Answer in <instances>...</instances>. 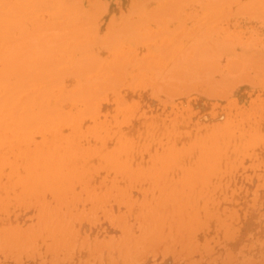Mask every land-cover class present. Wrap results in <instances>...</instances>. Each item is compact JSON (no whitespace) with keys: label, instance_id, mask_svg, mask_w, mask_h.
Returning <instances> with one entry per match:
<instances>
[{"label":"rangeland","instance_id":"rangeland-1","mask_svg":"<svg viewBox=\"0 0 264 264\" xmlns=\"http://www.w3.org/2000/svg\"><path fill=\"white\" fill-rule=\"evenodd\" d=\"M32 1L0 32V264H264V156L232 147L264 132V0Z\"/></svg>","mask_w":264,"mask_h":264},{"label":"bare ground","instance_id":"bare-ground-1","mask_svg":"<svg viewBox=\"0 0 264 264\" xmlns=\"http://www.w3.org/2000/svg\"><path fill=\"white\" fill-rule=\"evenodd\" d=\"M36 1H38V0H36ZM45 1H47V0H45ZM54 1H55V3L53 2V0L51 1V3L53 2L52 7H51V5H50L51 8H53V6H54L55 4H56V7H55V8L58 7V6H57V3H58V2L56 3V1H58V0H54ZM60 1H61V0H60ZM60 1H59V2H60ZM64 1H66V0H64ZM67 1H68V0H67ZM67 1L64 2L62 5H61V4H60V5H61V6L65 5V4L67 3ZM72 1H73V0H72ZM72 1H71V2H72ZM216 1H217V0H216ZM216 1H215V3H216ZM225 1H226V0H225ZM247 1H248V0H247ZM12 2H13V5H12V7H11L10 5H8V3H9L8 0H0V32H1V30H3V29H9L10 32H9V30H8V31L6 30V31H7V33H11V29H10V27H9V24H10V23H8V21H9L8 18H9V16H10V13H9V12H12V11H14V10L17 8L18 10H24V13H26L27 11H26L25 8H27V9H31V12H32V14H33V11H35V10L37 11V7H36V6L39 5V3L36 4V3H35L34 1H32V0H14V1H12ZM41 2H43V1L41 0ZM48 2H50V1H48ZM62 2H63V1H62ZM119 2H120V1H119ZM131 2H132V1H131ZM134 2H135V1H134ZM159 2H160V1H159ZM175 2H178V1H175ZM211 2H212V1H211ZM231 2H233V1L231 0ZM245 2H246V1H245ZM248 2H249V1H248ZM251 2H252V5H253V1H251ZM251 2H250V3H251ZM254 2H255V1H254ZM257 2H258V1H257ZM44 3H45V2H44ZM44 3H43V4H44ZM68 3H70V0L68 1ZM137 3H138V1H137ZM156 3H157V2H156ZM168 3H169V2H168ZM171 3H174V2H171ZM178 3H179V2H178ZM182 3H183V2H182ZM187 3H188V2H187ZM212 3H213V2H212ZM236 3H237V1H236ZM242 3H244V2H242ZM41 4H42V3H41ZM43 4H42V5H43ZM45 4H46V3H45ZM45 4H44V5H45ZM129 4H130V3H129ZM152 4H153V3H152ZM152 4H151V5H152ZM164 4L166 5L167 3H164ZM217 4H219V3H217ZM244 4H245V3H244ZM244 4H243V5H244ZM246 4H248V3L246 2ZM48 5H49V3H48ZM48 5H47V7L50 8ZM58 5H59V4H58ZM60 5H59V7H60V9H61V6H60ZM67 5H68V4H67ZM69 5H71V4H69ZM78 5H79V4H77V7H79V8L81 9L82 6H78ZM81 5H82V4H81ZM153 5H154V4H153ZM169 5H170V3H169ZM229 5H230V4H229ZM240 5H242V4H240ZM260 5H261V2H260ZM73 6H76V5L73 4ZM161 6H163V4H162ZM209 6H211V5H209ZM213 6H214V5H213ZM238 6H239V5H238ZM244 6H245V5H244ZM244 6H243V7H244ZM247 6H249V5H247ZM247 6H245V7L247 8ZM250 6H251V5H250ZM250 6H249V7H250ZM35 7H36V9H35ZM39 7H40V6H39ZM65 7H66V6H64V8H65ZM68 7H69V6H67V9H68ZM153 7H154V6H153ZM173 7H174V5H173ZM182 7H184V6H182ZM182 7H179V8H182ZM230 7H231V6H230ZM230 7H228V8H230ZM245 7H244V8H245ZM261 7H262V9L264 8V6H261ZM64 8H63V9H64ZM70 8H71V6H70ZM72 8H73V7H72ZM72 8H71V9H72ZM125 8H126V7H125ZM148 8H149V7H148ZM204 8H206V7H204ZM212 8H213V7H212ZM217 8H218V7H217ZM244 8H242V9H244ZM246 8H245V9H246ZM43 9H45V8L43 7ZM60 9H59V10H60ZM67 9H66V10H67ZM153 9H154L155 11H156V10L159 11L158 8H157V9L153 8ZM166 9H167V8H166ZM168 9H169V8H168ZM234 9H235V7H234ZM41 10H42V7H41ZM46 10H49V9H46ZM61 10H62V9H61ZM61 10H60V11H57V15H60L59 17H61V14H59V13L61 12ZM66 10L64 9V11H66ZM68 10H69V11H67V12H69V13H68L67 15H69L70 12L72 13V16H74V15L77 14L76 11L73 12V11H70V9H68ZM118 10H119V9H118ZM173 10H174V9H173ZM176 10H177V9H176ZM176 10H175V11H176ZM235 10H236V9H235ZM239 10H240V9H239ZM252 10H253V9H252ZM255 10H256V9H255ZM260 10H261V8H260ZM260 10H259L258 12H260ZM43 11H44V10H43ZM55 11H56V9H55ZM83 11H84V10H83ZM151 11L154 13L153 10H151ZM151 11H150V12H151ZM157 11H156L155 15L157 14ZM160 11H161V10H160ZM163 11H164V10H163ZM178 11H179V10H178ZM228 11H229V10H228ZM236 11H237V10H236ZM31 12H30V14H31ZM58 12H59V13H58ZM85 12H86V11H85ZM87 12H88V11H87ZM87 12H86V14H87ZM93 12H94V11H92V13H93ZM98 12H99V11H98ZM145 12L147 13V11H145ZM150 12H149V14H150ZM152 12H151V13H152ZM166 12H167V11H166ZM176 12H177V11H176ZM212 12H214V11H212ZM215 12H216V10H215ZM215 12H214V15L217 16V14H215ZM27 13H28V12H27ZM27 13H26V16H28ZM47 13H50V12H47ZM53 13H56V12H53ZM62 13H63V10H62ZM73 13H74V15H73ZM78 13H80V12H78ZM83 13H84V12H83ZM100 13H101V12H100ZM153 13L150 14V15H153V16H154V19H155L156 16H155ZM167 13H168V12H167ZM174 13H175V12H174ZM226 13H227V11H226ZM252 13H253V12H252ZM21 14H22V13H21ZM119 14H120V13H119ZM121 14H122V13H121ZM171 14H172V13H171ZM233 14H234V12H233ZM236 14H237V13H236ZM236 14H235V15H236ZM247 14H248V13H247ZM16 15H17V14H16ZM53 15H54V14H52V17H53ZM79 15H80V14H78V16H79ZM142 15H143V14H142ZM178 15H179V14H178ZM178 15H177V16H178ZM237 15H238V14H237ZM237 15H236V16H237ZM256 15H257V14H256ZM23 16H24V15H23ZM45 16L47 17V15H45ZM48 16H49V15H48ZM65 16H66V14L64 15V17H65ZM70 16H71V14H70ZM84 16H85V15H82V17H84ZM117 16H118V15H117ZM135 16H137V15H135ZM146 16H147V15H146ZM148 16H149V15H148ZM159 16H162V15H159ZM159 16H158V17H159ZM171 16H173V15H171ZM177 16H176V17H177ZM185 16H186V15H185ZM21 17H22V16H21ZM24 17H25V16H24ZM46 17H45V18H46ZM56 17H57V16H56ZM59 17H57V18H59ZM64 17H63V20H64ZM68 17H69V16H68ZM76 17H77V16H76ZM86 17H87V16H86ZM86 17H85V18H86ZM131 17H132V16H131ZM174 17H175V16H174ZM186 17H187V16H186ZM27 18H28V17H27ZM66 18H67V17H66ZM74 18H75V17H74ZM77 18H78V17H77ZM77 18H76V19H77ZM88 18H89V16H88ZM94 18H95V16H94L92 19H94ZM96 18H97V17H96ZM118 18H119V17H118ZM134 18H135V17H134ZM136 18H137V17H136ZM142 18H143V17H142ZM164 18H165V17H164ZM212 18H214V16L211 17L210 19H212ZM216 18H217V17H216ZM261 18H262V17H261ZM24 19H25V18H24ZM36 19H37V18H36ZM51 19H52V18H51ZM54 19H55V16H54ZM54 19H53V20H54ZM70 19H71V17H70ZM70 19L67 18L68 22H69ZM76 19H75V21H76ZM151 19H152V18H151ZM151 19H150V20H151ZM181 19H182V18H181ZM181 19H180V20H181ZM184 19H185V18H184ZM7 20H8V21H7ZM10 20H11V19H10ZM16 20H17V19H16ZM44 20L46 21L47 19H44ZM53 20H51V22H52ZM90 20H91V18H90ZM120 20H121V19H120ZM148 20H149V19H148ZM155 20H156V19H155ZM167 20H168V19H167ZM208 20H209V19H208ZM208 20H207V21H208ZM17 21H18V20H17ZM42 21H43V20H42ZM47 21H48V20H47ZM49 21H50V20H49ZM54 21H55V20H54ZM79 21H81V19H79ZM86 21H87V20H86ZM151 21H153V20H151ZM151 21H150V22H151ZM164 21H165V19H164ZM186 21H187V20H186ZM22 22H23V21H22ZM33 22H34V21H33ZM43 22H44V21H43ZM51 22H49V23H51ZM60 22H62V20H60ZM70 22H71V21H70ZM76 22H78V21H76ZM87 22H88V21H87ZM92 22H93V21H92ZM100 22H101V21H100ZM121 22H122V20H121ZM154 22H155V21H154ZM154 22H153V24H156L157 20H156L155 23H154ZM183 22H184V21H183ZM208 22H209V21H208ZM41 23H42V22H41ZM46 23H47V22H46ZM73 23H74V22H73ZM83 23H84V22H83ZM90 23H91V21H90ZM90 23H89V24H90ZM108 23H109V22H108ZM159 23H160V22H159ZM163 23H164V22H163ZM24 24H26V23H24ZM31 24H32V23H31ZM60 24H61V23H60ZM60 24H58V25H60ZM63 24H64V22H63ZM66 24H67V23H66ZM75 24H76V23H75ZM77 24H79V23H77ZM84 24H85V23H84ZM87 24H88V23H87ZM109 24H110V23H109ZM120 24H121V23H120ZM165 24H166V23H165ZM177 24H178V23H177ZM11 25H12V24H11ZM11 25H10V26H11ZM22 25H23V24H22ZM53 25H54V24H53ZM58 25H57V28H58V30H59ZM68 25H69V24H68ZM81 25H82V24H81ZM95 25H96V24H95ZM26 26H29V25L26 24L25 27H26ZM41 26H42V25H41ZM45 26H46V25H45ZM45 26H44V27H45ZM51 26H52V25H51ZM60 26H62V25H60ZM66 26H67V25H66ZM76 26H77V25H75L74 28H76ZM78 26H79V27H82V26H80V25H78ZM89 26H90V25H89ZM92 26H93V25H92ZM107 26H108V25H107ZM163 26H164V25H163ZM172 26H174V25H172ZM177 26H178V25H177ZM12 27H16V26H12ZM12 27H11V28H12ZM19 27H20V26H18L17 28H19ZM25 27H24V28H25ZM39 27H40V26H39ZM39 27H38V28H39ZM46 27H47V26H46ZM72 27H73V26H72ZM158 27H159V26H158ZM182 27H183V26H182ZM214 27H215V26H214ZM217 27H218V26H217ZM38 28H37V29H38ZM40 28H41V27H40ZM61 28H62V27H61ZM86 28H87V27H86ZM88 28H89V27H88ZM104 28H105V27H104ZM109 28H110V27H109ZM166 28H167V27H166ZM166 28H165V30H166ZM226 28H227V27H226ZM239 28H240V27H239ZM19 29H20V28H19ZM19 29H18V30H19ZM26 29H27V27H26ZM32 29H33V28H32ZM62 29L65 30L64 28H62ZM67 29L69 30L70 28L67 27ZM72 29H73V28H72ZM77 29H78V28H77ZM90 29H91V28H90ZM93 29H94V28H93ZM96 29H97V28H96ZM106 29H107V28H106ZM141 29H142V28H141ZM146 29H147V27H146ZM167 29H168V28H167ZM172 29H174V28L172 27ZM185 29H186V28H185ZM192 29H193V28H192ZM195 29H196V28H195ZM206 29H207V28H206ZM212 29H213V28H212ZM224 29H225V28H224ZM27 30H28V29H27ZM33 30H34V29H33ZM33 30H32V31H33ZM50 30H51V29H50ZM50 30H49V29L47 30V35H48V31H50ZM52 30H54V28H53ZM55 30H57V29H55ZM73 30H74V29H73ZM81 30H82V29H81ZM83 30H85V29H83ZM94 30H95V29H94ZM179 30H180V29H179ZM179 30H178V31H179ZM209 30H210V29H209ZM4 31H5V30H4ZM13 31H14V29H13ZM13 31H12L11 34H13ZM22 31H23V30H22ZM41 31H42V30H41ZM41 31H40V32H41ZM59 31H60V30H59ZM159 31H160V30H159ZM159 31H158V32H159ZM183 31H185V30H183ZM191 31H194V30H191ZM240 31H241V30H239V32H240ZM242 31H243V30H242ZM15 32H16V31H15ZM19 32H20V31H19ZM34 32H35V31H34ZM40 32H39V33H40ZM44 32H45V36H47V35H46V31H43V34H44ZM69 32H70V31H69ZM83 32H84V31H83ZM94 32H96V31H94ZM257 32H258V31H257ZM3 33H4V32H3ZM30 33H31V32H30ZM49 33H50V32H49ZM51 33H53V32H51ZM55 33H56V32H55ZM63 33H65V32H63ZM79 33H81V32H79ZM182 33H183V32H182ZM182 33H181V34H182ZM188 33H189V32H188ZM208 33H209V32H208ZM5 34H6V33H5ZM36 34H37V33H36ZM53 34H54V33H53ZM61 34H62V33H61ZM66 34H67V30H66ZM66 34H65V35H66ZM81 34H82V33H81ZM106 34H107V33H106ZM149 34H150V33H149ZM153 34H154V32H153ZM155 34H156V33H155ZM181 34H180V35H181ZM37 35H38V34H37ZM49 35H50V34H49ZM51 35H52V34H51ZM57 35H58V33H57ZM57 35L54 34V36H57ZM65 35H63V36H65ZM67 35H68V34H67ZM74 35H75V34H74ZM79 35H80V34H79ZM175 35H176V34H175ZM5 36H6V35H5ZM9 36H10V35H9ZM14 36H15V33H14ZM20 36H21V35H20ZM42 36H44V35H42ZM52 36H53V35H52ZM58 36H59V35H58ZM60 36H61V35H60ZM63 36H61V38H63ZM77 36H78V35H77ZM77 36H75V37H77ZM81 36H82V35H81ZM172 36H173V35H172ZM1 37H2V36H1ZM1 37H0V39H1ZM11 37H12V36H11ZM23 37H24V36H23ZM23 37H22V38H23ZM32 37H33V35H32ZM37 37H38V36H37ZM48 37H49V36H48ZM68 37H69V36H68ZM68 37H66V38H68ZM178 37H179V35H178ZM181 37H182V35H181ZM241 37H242V36H241ZM6 38H7V37H6ZM8 38H9V37H8ZM13 38H14V37H13ZM19 38H21V37H19ZM38 38H39V37H38ZM38 38H37V39H38ZM41 38H42V37H41ZM41 38H40V39H41ZM57 38H59V37H57ZM188 38H189V40H191L190 37H188ZM192 38H193V37H192ZM248 38H249V37H248ZM15 39H18V38H15ZM24 39H25V38H24ZM35 39H36V38H35ZM44 39H45V37H44ZM44 39H43V41H44ZM46 39H47V37H46ZM71 39H72V38H71ZM76 39H77V38H76ZM76 39H74V40H76ZM83 39H84V38H83ZM85 39H86V38H85ZM165 39H166V38H165ZM165 39H164V40H165ZM176 39H177V38H176ZM182 39H183V38H182ZM186 39H187V38H186ZM242 39H243V38H242ZM245 39H246V38H245ZM26 40H27V39H26ZM63 40H64V39H63ZM77 40H78V39H77ZM167 40H168V39H167ZM170 40H171V39H170ZM189 40H188V41H189ZM1 41H2V40H1ZM8 41H9V40H8ZM8 41H6V42L8 43ZM12 41H13V39H12ZM23 41H25V40H23ZM43 41H42V42H43ZM122 41H123V40H122ZM122 41H121V42H122ZM171 41H172V40H171ZM175 41H176V40H175ZM182 41H183V40H182ZM20 42H21V41H20ZM25 42H26V41H25ZM65 42H66V41H65ZM65 42H64V43H65ZM70 42H71V41H70ZM89 42H90V41H89ZM166 42H167V41H166ZM184 42H185V41H184ZM189 42H190V41H189ZM13 43L15 44L14 41H13ZM40 43H41V42H40ZM75 43H76V41H75ZM78 43H79V42H78ZM4 44H6V43L4 42ZM61 44H62V43H61ZM68 44H69V43H68ZM149 44H150V43H149ZM149 44H148V45H149ZM166 44H168V43H166ZM187 44H188V43H187ZM1 45H2V44H1ZM6 45H7V44H6ZM22 45H23V44H22ZM37 45H38V44H37ZM42 45H44V44L42 43L40 46L38 45L39 48H40ZM66 45H67V44H66ZM2 46H4V45H2ZM8 46H9V45H8ZM19 46H20V45H19ZM29 46H31V45H29ZM69 46H70V45H69ZM143 46H144V45H143ZM168 46H169V45H168ZM168 46H167V47H168ZM0 47H1V46H0ZM33 47H34V45H33ZM8 48H9V47H8ZM19 48H20V47H18L17 50H18ZM22 48H23V47H22ZM22 48H21V49H22ZM41 48H44V47H41ZM41 48H40V49H41ZM60 48H61V47H60ZM64 48H65V46H64ZM68 48H69V47H68ZM128 48H129V47H128ZM3 49H4V47H3ZM14 49H15V48H14ZM56 49H57V48H55V50H56ZM130 49H131V48H130ZM140 49H141V48H140ZM144 49H145V48H144ZM148 49H149V48H148ZM174 49H175V48H174ZM6 50H7V49H6ZM6 50H5V51H6ZM17 50H16V51H17ZM42 50L44 51V49H42ZM42 50H41V51H42ZM46 50H47V49H46ZM50 50H51V49H50ZM53 50H54V48H53ZM56 51H57V50H56ZM124 51H125V50H124ZM174 51H175V50H174ZM0 52H1V50H0ZM10 52H11V51H10ZM177 52H178V51H177ZM4 53H5V52H4ZM34 53H35V52H34ZM50 53H51V52H50ZM50 53H49V54H50ZM52 53H53V52H52ZM123 53H124V52H123ZM35 54H36V53H35ZM133 54H134V53H133ZM171 54H172V53H171ZM176 54H177V53H176ZM117 55H118V54H117ZM117 55H116V56H117ZM121 55H122V54H121ZM153 55H154V54H153ZM139 56H140V55H138V57H139ZM171 56H172V55H171ZM119 57H120V55H119ZM119 57H118V58H119ZM130 57H131V56H130ZM149 57H150V56H149ZM116 58H117V57H116ZM153 58H154V57H153ZM162 58H163V57H162ZM172 58H173V57H172ZM135 59H136V58H135ZM145 59H146V58H145ZM109 60H110V59H109ZM125 60H126V59H125ZM136 60H137V59H136ZM162 60H163V59H162ZM230 60H231V59H229V61H230ZM150 61H151V60H150ZM234 61H235V60H234ZM234 61H233L232 63H234ZM236 61H237V60H236ZM31 62H32V61H31ZM34 62H35V61H34ZM230 62H231V61H230ZM35 63H36V62H35ZM129 63H130V62H129ZM157 63H158V61H157ZM169 63H170V62H169ZM238 63H239V61H238ZM84 64H85V63H84ZM154 64H155V63H154ZM225 64L227 65V63H225ZM225 64H224V65H225ZM229 64H230V63H229ZM108 65H109V64H108ZM157 65H158V64H157ZM166 65H167V64H166ZM168 65H169V64H168ZM252 65H253V64H252ZM130 66H131V65H130ZM153 66H154V65H153ZM228 66H229V65H228ZM228 66H227V67H228ZM233 66H234V64H233ZM237 66H238V65H237ZM239 66H240V65H239ZM239 66H238V67H239ZM64 67H66V65H65ZM146 67H147V65H146ZM166 67H167V66H166ZM235 67H236V65H235L234 67H230V66H229V68H231V69H232V68H235ZM238 67H237V68H238ZM59 68H60V67H59ZM61 68H62V67H61ZM101 68H102V67H101ZM147 68H148V67H147ZM229 68H228V69H229ZM237 68H236V69H237ZM62 69H63V68H62ZM98 69H99V68H98ZM129 69H130V68H129ZM228 69H227V70H228ZM237 70H238V69H237ZM237 70H235V72H236ZM118 71H119V70H118ZM95 72H96V71H95ZM105 72H106V71H105ZM105 72H104V73H105ZM232 72H233V70H232ZM101 73H102V72H101ZM150 73H151V72H150ZM121 74H122V73H121ZM136 74H137V73H136ZM94 75H95V74H94ZM111 75H113V74H111ZM164 75H165V74H164ZM175 75H176V74H175ZM98 76H99V75H98ZM100 76H101V74H100ZM106 76H107V75H105V78H106ZM130 76H131V74H130ZM140 76H141V73H140ZM150 76H151V74H150ZM192 76H193V75H192ZM121 77H122V76H121ZM98 78H99V77H98ZM140 78H141V77H140ZM140 78H139V79H140ZM146 78H147V77H146ZM185 78H186V77H185ZM129 79H130V78H129ZM121 80H122V79H121ZM140 80H141V79H140ZM150 84H151V83H150ZM150 84H149V85H150ZM138 85H139V84H138ZM154 85H155V83H154ZM180 85H181V84H180ZM36 86H37V85H36ZM40 86H41V84H40ZM69 87H70V86H69ZM129 87H130V85H129ZM131 87H132V86H131ZM131 87H130V88H131ZM144 87H145V86H144ZM33 88H34V87H33ZM61 88H62V87H61ZM135 88H136V87H135ZM140 88H141V87H140ZM192 88H193V87H192ZM194 88H195V86H194ZM69 89H70V88H69ZM124 89H125V87H124ZM126 89H128V88H126ZM137 89H138V88H137ZM145 89H146V88H145ZM149 89H150V88H149ZM152 89H153V88H152ZM35 90H36V89H35ZM35 90H34V91H35ZM121 90H122V89H121ZM128 90H129V89H128ZM56 91H57V90H56ZM134 91H135V90H134ZM144 91H145V90H144ZM144 91H143V92H144ZM146 91H147V89H146ZM146 91H145V92H146ZM151 91H152V90H151ZM165 91H166V90H165ZM171 91H172V90H171ZM138 92H139V91H138ZM91 93H93V92H91ZM184 93H185V92H184ZM54 94H55V93H54ZM105 94H106V93H105ZM117 94H118V93H117ZM145 94H146V93H145ZM176 94H177V93H176ZM185 94H186V93H185ZM110 95H111V94H110ZM114 95H116V94H114ZM120 95H121V94H120ZM122 95H123V94H122ZM124 95H125V94H124ZM179 95H180V93H179ZM112 96H113V95H112ZM149 96H150V95H149ZM170 96H171V95H170ZM177 96H178V94H177ZM211 96H212V95H211ZM214 96H215V95H214ZM214 96H213V97H214ZM221 96H222V95H221ZM117 97H118V96H116V98H117ZM136 97H137V96H136ZM140 97H141V96H140ZM100 99H101V98H100ZM105 99H106V98H105ZM105 99H104V100H105ZM137 99H138V98H137ZM159 99H160V98H159ZM47 100H49V98H48ZM119 100H120V99H119ZM124 100H125V99H124ZM163 100H164V99H163ZM75 101H77V100H75ZM92 101H93V100H92ZM106 101H107V100H106ZM113 101H114V100H113ZM113 101H112V102H113ZM133 101H134V100H132V103H134ZM135 101H136V100H135ZM175 101H176V100H175ZM20 102H21V101H20ZM89 102L92 103L91 100H90ZM97 102H98V101H97ZM112 102H111V104H112ZM119 102H120V101H119ZM128 102H129V101H128ZM178 102H179V101H178ZM7 103H8V102H7ZM76 103H77V102H76ZM114 103H115V101H114ZM106 104H107V103H106ZM125 104H126V103H125ZM24 105H25V104H24ZM98 105H99V104H98ZM103 105H104V104H103ZM132 105H134V104H132ZM137 105H138V104H137ZM86 106H87V105H86ZM94 106H95V105H94ZM117 106H118V105H117ZM121 106H122V104H121ZM121 106H120V107H121ZM134 106H135V105H134ZM73 107H74V106H73ZM92 107H93V106H92ZM95 108H96V107H95ZM134 108H135V107H134ZM134 108H133V109H134ZM72 109H73V108H72ZM85 109H86V108H85ZM135 109H136V108H135ZM60 110H61V109H60ZM60 110H58V111L60 112ZM92 110H93V108H92ZM124 110H125V109H124ZM2 111H3V110H2ZM63 111H64V110H63ZM66 111H67V110H66ZM130 111H131V110H130ZM132 111H133V110H132ZM67 112H69V111H67ZM70 112H71V111H70ZM119 112H120V110H119ZM119 112H118V113H119ZM135 112H136V111H134V114H135ZM60 113H61V112H60ZM65 113H66V112H65ZM123 113H124V111H123ZM66 114H67V113H66ZM79 114H80V113H79ZM113 114H114V112H113ZM125 114H127V113H125ZM138 114H139V113H138ZM58 115H59V114H58ZM116 115H117V114H116ZM56 116H57V115H56ZM63 116H64V115H63ZM73 116H74V115H73ZM91 116H92V115H91ZM111 116H112V115H111ZM124 116H125V115H124ZM49 117L51 118L50 115H49ZM59 117H60V116H59ZM93 117H94V116H93ZM103 117H105V115H103ZM118 117H119V116H118ZM65 118H66V117H65ZM68 118H69V117H68ZM59 119H60V118H59ZM84 119H85V117H84ZM84 119H83V121L86 123V121H85ZM94 119H95V118H94ZM125 119H126V118H125ZM134 119H135V118H134ZM72 120H73V119H72ZM105 120H106V119H105ZM119 120H120V118H119ZM26 121H27V119H26ZM59 121H60V120H59ZM81 121H82V120H81ZM108 121H109V120H108ZM108 121H107V122H108ZM112 121H113V119H112ZM230 121H231V120H230ZM230 121H229V122H230ZM72 122H73V121H72ZM75 122H76V121H75ZM75 122H74V123H75ZM93 122H94V121H93ZM99 122H100V121H99ZM99 122H98V123H99ZM104 122H105V121H104ZM104 122H103V123H104ZM107 122H106V124H107ZM149 122H150V120H149ZM90 123H91V122H90ZM76 124H77V123H76ZM80 124H81V123H80ZM123 124H124V123H123ZM127 124H128V123H127ZM9 125H10V122L7 124V126H9ZM57 125H58V124H57ZM60 125H61V124H60ZM89 125H91V127H92L93 124H88V126H89ZM139 125H140V124H139ZM180 125H181V124H180ZM7 126H6V127H7ZM62 126H63V125H62ZM84 126H85V124H84ZM133 126H134V125H133ZM144 126H145V125H144ZM144 126H143V127H144ZM148 126H149V125H148ZM171 126H172V125H171ZM103 127H104V126H103ZM107 127H108V126H107ZM138 127H139V126H138ZM37 128H38V127H37ZM51 128H52V127H51ZM56 128H57V127H56ZM65 128H66V127H65ZM100 128H101V126H100ZM182 128H183V127H182ZM4 129H5V128H4ZM11 129H12V128H11ZM44 129H45V128H44ZM57 129H58V128H57ZM62 129H63V128H62ZM87 129H88V127H87ZM115 129H117V128H115ZM53 130H54V129H53ZM73 130H74V129H73ZM73 130H72V131H73ZM100 130H101V129H100ZM102 130H103V129H102ZM143 130H144V129H143ZM166 130H167V128H166ZM166 130H165V132H166ZM33 131H34V130H33ZM41 131H42V128H41ZM49 131H50V130H49ZM56 131H57V130H56ZM66 131L68 132V129H67ZM74 131H75V130H74ZM90 131H92V130L90 129ZM96 131H97V133H98V130H96ZM136 131H137V128H136ZM172 131H173V130H172ZM5 132H7V130H6ZM29 132H30V130H29ZM34 132H35V131H34ZM34 132H33V133H34ZM37 132H38V131H37ZM69 132H70V131H69ZM69 132H68V134H69ZM94 132H95V131H94ZM99 132H100V131H99ZM102 132H103V131H102ZM138 132H139V131H138ZM167 132H168V131H167ZM9 133H10V131H9ZM59 133H61V132H59ZM76 133H77V132H76ZM80 133H82V132H80ZM90 133H91V132H90ZM97 133H96V134H97ZM104 133H105V132H104ZM152 133H153V132H152ZM160 133L162 134V131H161ZM34 134H35V133H34ZM41 134H43V133L41 132ZM44 134H45V132H44ZM46 134H47V133H46ZM66 134H67V133H65V135H66ZM84 134H85V133H84ZM86 134H87V131H86ZM6 135H7V134H6ZM31 135H32V134H31ZM31 135H30V136L28 135V136L30 137L29 139H31ZM35 135H36V134H35ZM47 135H48V134H47ZM60 135H61V134H59V136H60ZM63 135H64V134H63ZM79 135H80V134H79ZM99 135H100V134H99ZM7 136H8V135H7ZM19 136H20V135H19ZM39 136H40V135H39ZM61 136H62V135H61ZM66 136H67V135H66ZM69 136H70V134H69ZM72 136H73V135H72ZM75 136H76V135H75ZM155 136H156V135H155ZM160 136L162 137V135H160ZM160 136H159V139H157L159 143H160V141H161ZM20 137H21V136H20ZM70 137H71V136H70ZM76 137H77V136H76ZM78 137H79V136H78ZM84 137H85V136H84ZM91 137H92V135H91ZM117 137H118V136H117ZM119 137H120V136H119ZM126 137H127V136H126ZM143 137H144V136H143ZM5 138H6V137H5ZM18 138H19V137H18ZM88 138H89V135H88ZM137 138H138V137H137ZM172 138H173V137H172ZM23 139H24V138H23ZM37 139H38V138H37ZM39 139H40V138H39ZM56 139H57V138H56ZM62 139H63V138H62ZM123 139H124V138H123ZM142 139H143V138H142ZM41 140H42V139H41ZM44 140H45V139H44ZM51 140H52V139H51ZM59 140H61V139H59ZM74 140H77V139H74ZM87 140H88V139H87ZM90 140L92 141V139H90ZM128 140H129V139H128ZM157 140H156V142H157ZM159 140H160V141H159ZM166 140H167V138L165 139V141H166ZM235 140H236L235 142H234V141L232 142V147H233V148H238V149H239V153L236 154V156L240 155L241 157H243V158H240V159H242V160H243V159H247V160H248V159H250L253 155H255V156L257 155L256 158H255V156H253L254 159L260 160V159H261L260 155L264 156V148H263V143H264V132H263V130L259 129V126L254 125L253 127L249 128V129L247 130L246 133H239L238 137H237ZM23 141H24V140H23ZM26 141H27V140H26ZM42 141H43V140H42ZM47 141H48V140H47ZM69 141H70V139H69ZM80 141H81V139H80ZM105 141H106V140H105ZM112 141H113V140H112ZM120 141H121V140H120ZM125 141H126V139H125ZM131 141H132V140H131ZM37 142H38V141H37ZM71 142H72V141H71ZM76 142H77V141H76ZM85 142H86V141H85ZM127 142H128V141H127ZM145 142H146V140H145ZM161 142H162V141H161ZM17 143H18V141H17ZM27 143H28V142H27ZM31 143H32V141H31ZM50 143H51V142H50ZM50 143H49V144H50ZM55 143H56V142H55ZM63 143H64V142H63ZM63 143H61V144H63ZM83 143H84V142H83ZM172 143H173V142L171 141V144H172ZM208 143H209V142H208ZM24 144H25V142H24ZM29 144H30V143H29ZM38 144H40V143H38ZM38 144H37V145H38ZM68 144H69V143H68ZM84 144H86V143H84ZM119 144H120V142H119ZM171 144H170V145H171ZM43 145H44V144H43ZM46 145H48V144H46ZM53 145H54V144H53ZM64 145H66V144L64 143ZM121 145H122V142H121L120 146H121ZM130 145H132V144L130 143ZM170 145H169V146H170ZM49 146H50V145H49ZM71 146H72V145H71ZM156 146H157V145H156ZM156 146H155L154 148H156ZM216 146H217V145H216ZM0 147H1V146H0ZM13 147H14V146H13ZM18 147H19V146H18ZM21 147H22V146H21ZM31 147H32V146H31ZM123 147H124V146H123ZM126 147H127V146H126ZM16 148H17V147H16ZM35 148H36V147H35ZM51 148H52V147H51ZM59 148H61V146H60ZM67 148H69V147H67ZM121 148H122V146H121ZM124 148H125V147H124ZM146 148H147V147H146ZM167 148H168V147H167ZM17 149H19V148H17ZM71 149H72V148H71ZM75 149H76V148H75ZM80 149H81V148H80ZM115 149H116V147H115ZM118 149H120V148H118ZM126 149H127V148H126ZM10 150H11V149H10ZM10 150H9V151H10ZM22 150H23V149H22ZM34 150H35V149H34ZM34 150H33V151H34ZM66 150H67V149H66ZM122 150H123V149H122ZM142 150H143V148H142ZM151 150H154V149L152 148ZM209 150H210V149H209ZM27 151H28V150H27ZM30 151H31V150H30ZM58 151H59V150H58ZM58 151H57V153H58ZM64 151H65V150H64ZM112 151H113V150H112ZM126 151H127V150H126ZM19 152H20V149H19ZM35 152H37V150H35ZM41 152H42V151H41ZM44 152H45V151H44ZM86 152H87V151H86ZM108 152H109V151H108ZM113 152H114V151H113ZM117 152H118V150H117ZM159 152H160V151H159ZM31 153H32V152H30V154H31ZM46 153H47V152H46ZM74 153H75V152H74ZM115 153H116V152H115ZM123 153H124V152H123ZM126 153H127V152H126ZM130 153H131V152H130ZM16 154H17V153H16ZM104 154H105V153H104ZM113 154H114V153H113ZM117 154H118V153H117ZM120 154H122V153L120 152L119 155H120ZM124 154H125V153H124ZM124 154H123V155H124ZM134 154H135V153H134ZM158 154H159V153H158ZM179 154H180V153H179ZM14 155H15V154H14ZM14 155H13V156H14ZM37 155H38V154H37ZM37 155H36V156H37ZM45 155H46V154H45ZM48 155H49V154H48ZM48 155H46V156H48ZM64 155H65V152H64ZM129 155L131 156V154H129ZM140 155H141V154H140ZM34 156H35V155H34ZM42 156L44 157V154H43ZM69 156H70V155H69ZM69 156H68V158H69ZM72 156H73V155H72ZM86 156H87V155H86ZM113 156H114V155H113ZM158 156H159V155H158ZM175 156H176V154H175ZM27 157H28V156H27ZM79 157H80V156H79ZM102 157H103V156H102ZM117 157H118V156H117ZM11 158H12V157H10V158L8 159V161H9ZM21 158H22V157H21ZM28 158H30V156H29ZM33 158H34V157H33ZM66 158H67V156H66ZM81 158H82V157H81ZM86 158H87V157H86ZM98 158H99V157H98ZM114 158L116 159V157H114ZM114 158H113V159H114ZM123 158H124V157H123ZM123 158H122V159H123ZM128 158H129V157H128ZM14 159H15V158H14ZM23 159H24V156H23ZM82 159H83V158H82ZM113 159H112V160H113ZM117 159H118V158H117ZM120 159H121V158H120ZM131 159H132V157H131ZM131 159H129V160H131ZM145 159H146V158H145ZM254 159H252V160H254ZM11 160H12V159H11ZM63 160H65V159H63ZM118 160H119V159H118ZM118 160H117V162L120 161V160H119V161H118ZM138 160H139V159H138ZM154 160H155V159H154ZM18 161H19V160H18ZM21 161H22V160H21ZM23 161H26V160H23ZM23 161H22V163H23ZM52 161H54V160H52ZM99 161H100V159H99ZM125 161H126V159H125ZM170 161H171V158H170ZM14 162H15V161H14ZM42 162H44V160H43ZM95 162H96V161H95ZM117 162H116V163H117ZM123 162H124V161H123ZM8 163H9V162H8ZM17 163H18V162H17ZM30 163H31V162H30ZM35 163H36V162H35ZM78 163H79V162H78ZM96 163H97V162H96ZM96 163H95V164H96ZM113 163H114V162H113ZM113 163H112V164H113ZM144 163H145V161H144ZM244 163H245V162H244ZM27 164H28V163H27ZM41 164H42V163H41ZM41 164H40V165H41ZM52 164H53V163H52ZM88 164H89V163H87V165H88ZM98 164H99V166H100V163H98ZM108 164H109V163H108ZM119 164H120V163H119ZM170 164H171V163H170ZM20 165H21V164H20ZM22 165H23V164H22ZM116 165H117V164H116ZM116 165H115V166H116ZM121 165H123V163H122ZM134 165H135V164H134ZM7 166H8V165H7ZM41 166H42V165H41ZM43 166H44V165H43ZM43 166H42V167H43ZM51 166H52V165H51ZM96 166H97V164H96ZM96 166H95V167H96ZM99 166H98V168H99ZM110 166H111V164L109 165V167H110ZM112 166H113V165H112ZM144 166H145V165H144ZM0 167H1V166H0ZM13 167H14V166H13ZM17 167H18V166H17ZM17 167H16V168H17ZM25 167H26V166H25ZM37 167H39V166H37ZM52 167H54V166H52ZM52 167H49V168H52ZM55 167H56V166H55ZM79 167H80V166H79ZM113 167H114V166H113ZM119 167H120V166H119ZM133 167H135V166H133ZM32 168H33V167H32ZM43 168H44V167H43ZM47 168H48V167H47ZM84 168H85V167H84ZM84 168H83V169H84ZM98 168H97V169H98ZM114 168H115V167H114ZM114 168H112V170H113ZM6 169H8V167H7ZM55 169H56V168H55ZM97 169H96V170H97ZM108 169H109V168H108ZM0 170H1V169H0ZM39 170H40V169H39ZM41 170H42L41 172H44V169H41ZM104 170H105V169H104ZM109 170H110V169H109ZM109 170H108V171H109ZM118 170H119L120 173H122V172L120 171V169H118ZM121 170H123V168H121ZM129 170H130V169H129ZM133 170H134V168H133ZM7 171H8V170H6V172H7ZM12 171H13V170H12ZM31 171H32V170H31ZM37 171H38V170H37ZM50 171H51V169H50ZM50 171H48V172H50ZM99 171H100V170H99ZM108 171H107V173H108ZM17 172H18V171H16V173H17ZM20 172H21V170H20ZM53 172H54V170H53ZM59 172H60V171H59ZM113 172H114V170H113ZM113 172H112V174H113ZM10 173H11V171H10ZM10 173H9V174H10ZM32 173H33V172H32ZM44 173H47V172H44ZM54 173H55V172H54ZM54 173H53V175H54ZM97 173H98V172H97ZM99 173H101V171H100ZM115 173H117V171H116ZM115 173H114V174H115ZM26 174H27V173H26ZM26 174H25V175H26ZM38 174H39V172H38ZM41 174H42V173H41ZM50 174H51V173H50ZM101 174H103V172H102ZM101 174H99V176H100ZM112 174H111V175H112ZM117 174H118V173H117ZM117 174H115V175H117ZM23 175H24V174H23ZM32 175H33V174H32ZM36 175H37V174H36ZM43 175H44V174H43ZM43 175H42V177H44ZM53 175H52V176H53ZM56 175H57V174H56ZM86 175H87V174H86ZM107 175H108V174H107ZM111 175H110V177H111ZM1 176H2V175H1ZM5 176H6V174H5ZM38 176H39V175H38ZM38 176H36V177H38ZM46 176H47V175H46ZM58 176H59V175H58ZM101 176H104V174L101 175ZM101 176H100V177H101ZM21 177H23V176H21ZM33 177H35V176H33ZM73 177H74V176H73ZM2 178H4V177H2ZM15 178H16V177H15ZM24 178H27V176H26V177L24 176L23 178H21V179H23V182H22V183H24V184L26 185L25 181H26L28 178L25 179V181H24ZM44 178H45V177H44ZM52 178H53V177H52ZM52 178H50V179H51V182H52V180H53L55 177H54L53 179H52ZM78 178H79V177H78ZM17 179H18V178H17ZM21 179H19L20 182H19V181H16V182L21 183ZM35 179H36V178H35ZM35 179H34V178H33V179L30 178V181H28V182H30V185H32V184H34V183L36 182V181H35V182L33 183V182L31 181V180H35ZM40 179H41V178H40ZM79 179H80V178H79ZM103 179H104V177L102 178V180H103ZM28 180H29V179H28ZM48 180H49V179H48ZM105 180H106V179H105ZM114 180H115V179H114ZM154 180H155V179H154ZM3 181H4V179H3ZM3 181H2V182H3ZM11 181H12V180H11ZM13 181H14V180H13ZM2 182H1V183H2ZM41 182H42V181H41ZM41 182H40V183H41ZM44 182H45V180H44ZM44 182H43V183H44ZM18 183H14V185H15V184L17 185ZM22 183H21L19 186L22 187ZM28 184H29V183H28ZM45 184H46V182H45ZM115 184H116V183H115ZM11 185H12V183H11ZM16 185H15V186H16ZM25 185H24V186H25ZM30 185H29V186H30ZM34 185H35V184H34ZM116 185H117V184H116ZM116 185H115V186H116ZM36 186H37V185H36ZM11 187H12V186H11ZM21 187H20V189H21ZM60 187H61V186H60ZM104 187H105V186H104ZM137 187H138V185H137ZM15 188H16V187H15ZM15 188H14V189H15ZM34 188H36V187L33 186V189H34ZM76 188H77V187H76ZM133 188H134V186H133ZM133 188L131 187V189H133ZM30 189H31V186H30ZM109 189H110V188H109ZM113 189H114V187H113ZM118 189H119V188H118ZM123 189H124V187H123ZM24 190H25V187H24ZM28 190H29V189H28ZM58 190H59V189H58ZM63 190H64V189H63ZM103 190H104V189H103ZM114 190H115V189H114ZM127 190H128V189H127ZM14 192H15V191H14ZM18 192H19V190H18L16 193H18ZM20 192H21V191H20ZM25 192H26V191H25ZM27 192H28V191H27ZM107 192H108V191H107ZM116 192H118V190H117ZM132 192H134V191L132 190ZM18 194H20V193H18ZM124 194H125V193H124ZM22 195H23V193H22ZM74 195H75V194H74ZM109 195H110V194H109ZM58 196H59V195H58ZM100 196H101V194H100ZM100 196H99V197H100ZM103 196H104V195H103ZM100 198H101V197H100ZM113 198H115V197H113ZM90 202H91V201H90ZM105 202H107V201H105ZM112 202H113V201H112ZM118 202H119V201H118ZM118 202H117V203H118ZM91 206H92V205H91ZM95 206H96V205H95ZM102 207H103V206H102ZM107 208H108V207H107ZM55 210H56V208H55ZM98 215H99V214H98ZM98 215H97V216H98ZM96 219H97V217H96ZM100 219H101V218H100ZM231 234H232V233H231Z\"/></svg>","mask_w":264,"mask_h":264}]
</instances>
